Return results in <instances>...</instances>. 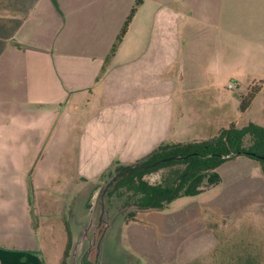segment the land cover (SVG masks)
I'll use <instances>...</instances> for the list:
<instances>
[{
    "label": "crops",
    "instance_id": "1",
    "mask_svg": "<svg viewBox=\"0 0 264 264\" xmlns=\"http://www.w3.org/2000/svg\"><path fill=\"white\" fill-rule=\"evenodd\" d=\"M137 1L127 32L107 61ZM263 31L264 0H0V264H45L48 253L28 214L25 165H35L31 187L39 218L38 207H50L38 194L58 180V150L73 132L77 102L96 91L107 101L116 100L103 110L130 109L132 120L116 129L113 119L99 115L96 121L100 139L132 150L122 163L105 162L97 173L101 177L116 165L140 161L161 144L210 140L231 124L237 127L234 117L221 118L218 94L211 89L225 72L224 58L220 62V56L194 48L190 40ZM179 61L180 69L173 72ZM204 100L212 104L204 107ZM239 157L216 172L222 183L245 170L250 181L240 192L244 199L238 205L228 198L219 201L216 214L245 206L257 190L264 193V167ZM81 160L84 172L90 160ZM222 222L224 235L227 222ZM61 224L67 245L72 229L67 219ZM231 242L232 250L237 243ZM262 254L254 256L260 264Z\"/></svg>",
    "mask_w": 264,
    "mask_h": 264
},
{
    "label": "rangeland",
    "instance_id": "2",
    "mask_svg": "<svg viewBox=\"0 0 264 264\" xmlns=\"http://www.w3.org/2000/svg\"><path fill=\"white\" fill-rule=\"evenodd\" d=\"M214 35L196 37L190 42L194 48L204 47L203 52L220 56V62L224 58L225 72L216 76V85L211 88L218 94L221 118L234 117L239 128L248 123L264 128V31L247 35ZM180 66V61L175 63L173 72H177ZM229 85L234 88L229 89ZM257 85H261L257 100L247 113H241L240 97L246 94L249 87ZM95 94L96 91L93 96L83 98L76 104L73 132L65 136L66 142L62 140L58 150L61 153L58 180L53 187H47L43 193L39 191L38 194H41V200H47L45 203L50 207L47 209L44 204L43 208L38 207V211L41 209L39 218L36 217L37 206L33 202L34 190L31 187V177L36 172L35 165H25L30 187L28 214L37 227V241L48 253L45 264H58L66 249L62 220H69L71 229L75 218L81 224H87L88 213L97 191L114 172L110 170L101 177L97 174L99 169L105 162L109 165L122 163L125 160L123 157L132 151L127 144L106 143L100 139L101 133L95 130L99 115H102L101 119H113L112 127L115 129L119 124L126 125L132 120L128 116L130 109L108 106L107 110H103L107 104H116V100L107 101L103 94ZM202 104L206 107L212 102L204 100ZM67 106L71 108V104ZM120 117H124L126 121H117ZM249 144L250 139H245L244 146L248 147ZM239 158L261 164L259 160L246 156ZM81 159L86 163L90 160L88 169L84 172L81 170ZM166 170L146 175L144 179L150 184H156ZM249 179V175L242 170L238 176H227L222 183L206 189L198 196L179 197L161 210L133 211L130 217L121 216L108 234L106 254L113 258L110 264H260V259L254 256L263 253L264 260V244L260 245V239H264L263 191L257 190V195L247 197L249 202L235 211H229L226 215L215 213L216 205L225 198L234 200L238 205L244 199L239 198L240 192L247 189ZM121 193L114 194L108 200L107 215L102 217L103 220H109L123 205L136 200L126 192ZM81 201L85 206H80ZM99 210L98 199L96 212ZM222 221L227 222L224 235H221ZM102 229L103 223L98 229L97 237ZM81 230L82 227H77L71 231V243L80 236ZM217 232L220 233V238H217ZM231 241L237 243L232 246V250ZM85 247L86 244L83 249ZM247 256H252V260Z\"/></svg>",
    "mask_w": 264,
    "mask_h": 264
},
{
    "label": "trees",
    "instance_id": "3",
    "mask_svg": "<svg viewBox=\"0 0 264 264\" xmlns=\"http://www.w3.org/2000/svg\"><path fill=\"white\" fill-rule=\"evenodd\" d=\"M137 1L130 10L111 50L107 61L110 60L121 41L123 40L129 24L139 6ZM261 85L251 86L246 94L240 97L239 111L244 113L250 106L253 99L259 93ZM250 139L248 147L244 146L245 139ZM256 154L261 159L250 156ZM233 154L232 158L246 156L259 160L264 167V128L253 123H248L244 127H236L231 124L227 129H222L218 135L210 140L188 143V144H162L148 156L138 161L137 166H149L162 159L171 158L169 161L159 163L151 169L142 171H131L121 177L112 186L111 190L105 195L110 199L114 194L120 195L121 192L130 194L136 198L135 201L126 203L135 204L140 207L152 206V209L161 210L166 205L179 197H194L204 190L218 185L221 181L216 169L225 161L222 156ZM176 157L184 159L175 160ZM128 167L117 166L114 172H122ZM167 169V170H166ZM166 170L156 184L148 183L144 177L146 175ZM171 194L172 197L168 198ZM168 198V199H167ZM131 213V212H130ZM126 214L131 216V214ZM68 241L64 252L63 260L60 264H66L69 250L71 248L72 236L68 229Z\"/></svg>",
    "mask_w": 264,
    "mask_h": 264
},
{
    "label": "water",
    "instance_id": "4",
    "mask_svg": "<svg viewBox=\"0 0 264 264\" xmlns=\"http://www.w3.org/2000/svg\"><path fill=\"white\" fill-rule=\"evenodd\" d=\"M250 156L261 159L262 157L250 153ZM233 157V154L222 156L223 159H230ZM171 158L162 159L158 162L151 164L148 167L145 166H137L139 162L125 164V165H116L111 170H114L117 166L128 167L123 172L119 174H115L110 179H108L97 191L96 199L92 204L88 217L89 220L87 224H81L77 221V218L74 219V223L72 230H75L77 227H82L80 236L74 239L73 243H71V251L68 253V261L66 264H110L113 258L109 257V254H106V246L108 242V234L114 225L115 221L119 219L121 216L126 215L133 211H147L151 210L152 206L149 207H140L135 204H129L126 207L119 210L116 214H114L109 220H103V216L107 215V200H106V192L109 187L121 176L131 172V171H142L147 168H153L159 163H164L169 161ZM175 160L184 159L182 157H176ZM110 171V170H109ZM108 171V172H109ZM174 194H171L168 198L172 197ZM167 198V199H168ZM100 201V210L97 213V200ZM76 216V215H75ZM103 223V229L100 235L97 237V232L101 224ZM73 234V233H72ZM86 244V247L83 249V245ZM113 261V260H112Z\"/></svg>",
    "mask_w": 264,
    "mask_h": 264
},
{
    "label": "flooded vegetation",
    "instance_id": "5",
    "mask_svg": "<svg viewBox=\"0 0 264 264\" xmlns=\"http://www.w3.org/2000/svg\"><path fill=\"white\" fill-rule=\"evenodd\" d=\"M150 166V165H149ZM145 167H148V166H145ZM147 169H149V168H147ZM151 169V168H150ZM146 170V169H145ZM123 172V171H122ZM119 173H121V172H119ZM118 172H113L112 174H110V176H109V179L112 177V176H114L115 174H119ZM128 174V173H127ZM126 175V174H125ZM104 176V175H103ZM124 176V175H123ZM123 176H121V177H123ZM120 177V178H121ZM120 178H118L116 181H118ZM107 181V180H106ZM115 181V182H116ZM115 182L109 187V189H108V191H110L111 190V188H112V186L115 184ZM108 191L106 192V194L108 193ZM105 194V195H106ZM116 195V194H115ZM113 197V196H112ZM108 200H110V199H108ZM109 205V204H108Z\"/></svg>",
    "mask_w": 264,
    "mask_h": 264
},
{
    "label": "built area",
    "instance_id": "6",
    "mask_svg": "<svg viewBox=\"0 0 264 264\" xmlns=\"http://www.w3.org/2000/svg\"><path fill=\"white\" fill-rule=\"evenodd\" d=\"M228 88H229V89H233V88H234V86H232V85H229V86H228Z\"/></svg>",
    "mask_w": 264,
    "mask_h": 264
}]
</instances>
